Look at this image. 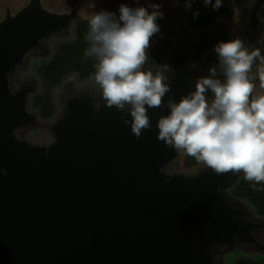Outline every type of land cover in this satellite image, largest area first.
Masks as SVG:
<instances>
[{"label":"water","instance_id":"water-1","mask_svg":"<svg viewBox=\"0 0 264 264\" xmlns=\"http://www.w3.org/2000/svg\"><path fill=\"white\" fill-rule=\"evenodd\" d=\"M62 27L35 10L0 24V264H211L222 243L264 248L250 233L264 224L241 218L220 192L230 173L165 174L177 152L156 138L166 106L148 108L152 126L136 139L127 113L103 103L94 111L91 96L70 95L47 145L15 135L32 115L29 86L13 88L9 76ZM214 66L207 61L201 77ZM170 68L165 105L195 91L197 80L185 48Z\"/></svg>","mask_w":264,"mask_h":264},{"label":"clouds","instance_id":"clouds-1","mask_svg":"<svg viewBox=\"0 0 264 264\" xmlns=\"http://www.w3.org/2000/svg\"><path fill=\"white\" fill-rule=\"evenodd\" d=\"M192 2L185 0V7ZM203 3L214 10L222 6V0ZM151 7L149 11L120 4L118 18L105 10L88 18L89 47L84 56L97 61L94 80L99 101L131 117L123 123L130 125L136 139L152 126L148 108L166 106L168 114L156 122L157 140L217 175L243 174L250 182H264V92L253 95L252 82L258 78L264 89V55L258 48L250 50L240 38L218 42L214 46L218 65L195 81V91L181 96L179 102L170 98L165 105L163 98L171 91L168 77L142 70L150 39L159 32L156 21L163 18L159 4ZM254 63L257 71L250 75ZM170 71L163 65L164 73ZM209 90L211 98L206 96ZM99 101L93 104L94 111L101 109Z\"/></svg>","mask_w":264,"mask_h":264},{"label":"rangeland","instance_id":"rangeland-1","mask_svg":"<svg viewBox=\"0 0 264 264\" xmlns=\"http://www.w3.org/2000/svg\"><path fill=\"white\" fill-rule=\"evenodd\" d=\"M154 3L160 5L159 11L163 14V18H158L156 21L159 26V31L165 34V38L170 43L158 67L162 74L169 77L171 71L164 73L163 65H167L170 68L171 60L179 50L185 48L186 61L188 64L191 63L190 59H192L193 45L199 34V29L193 25L191 18L197 11L199 14L208 11L209 5L205 6L202 3L199 6L194 3V0L189 8L185 7V0H178V2L177 0H0V24L4 22L13 24L17 19L30 13L32 10H35L37 15L44 20L63 23V27L59 31L50 33L43 38L41 47L28 51L24 55L22 63L9 76L11 87L29 86L26 109L32 115V120L23 128L16 130L15 135L30 143L47 145L51 141L49 125L60 115L66 97L70 95H87L93 98V103L99 101V87L94 80V75L93 77L78 81L76 76L71 73L65 75L51 91L54 105L53 115L43 120L35 119V116H37L36 111L30 107L29 103L31 96L35 91L39 90L35 68L41 63L40 60L43 58L42 53H44L43 51L45 49L47 51L49 49L50 51L58 42L72 40L74 37L73 31L75 23L90 17L94 12L105 10L115 13L118 18L120 4H126L129 7L143 6L148 8L149 11H152L151 6ZM202 10L203 12H201ZM225 10L224 12H216L214 22L206 28L210 29L220 23L228 27L232 34L237 29H239L238 31L240 33L248 31L247 33L255 34L254 37H246L247 39L244 44L250 50L254 48L260 49L261 55H264V0H234ZM205 55L201 63L197 62L198 65L193 67L189 64L192 71V81L201 77L207 61H211V58L218 61L214 49L207 51ZM29 63L30 65L28 66ZM256 63H254L250 75L256 73ZM142 70L144 71V66ZM252 82L255 85L253 95L264 92V89L260 88L258 78ZM32 83H34V89L32 88L30 90V84ZM207 97L211 98L212 95H208ZM99 102L103 103L102 101ZM173 162L175 163L174 167H172ZM194 163L195 159L193 157L187 156L183 152H176L175 157L163 167V171L167 176L173 174L174 169H176L174 174L181 173L180 171L184 170L182 174L194 175L197 174V171L193 169L196 167L193 166ZM202 167L205 168L203 164ZM185 170H192L194 172L188 174L185 173ZM233 176L234 174L230 173L228 180L220 187L230 182ZM239 216L242 218L240 214ZM260 223L264 224V219ZM250 233L264 247V228L258 226L252 227L250 228ZM237 242L229 241L213 246L211 249V264H218L220 258L224 256L229 258L231 250H236L239 247L246 254L256 252L258 255H264V248L256 247L251 243Z\"/></svg>","mask_w":264,"mask_h":264},{"label":"trees","instance_id":"trees-1","mask_svg":"<svg viewBox=\"0 0 264 264\" xmlns=\"http://www.w3.org/2000/svg\"><path fill=\"white\" fill-rule=\"evenodd\" d=\"M234 0H222V6L218 9H213L209 4V10L198 13L191 18L193 25L199 29V34L193 45L191 66H196L201 63V60L206 56V52L214 49V46L221 41L233 39L234 34L223 24H216L212 28L206 27L214 22L215 13L226 11L225 8L233 3ZM196 5L201 6L203 0H194ZM89 18V17H88ZM88 18L79 20L74 26V37L70 41H60L53 49L42 53L43 58L40 64L35 68L36 80L39 90L30 98V107L36 111L35 119H47L54 113V105L52 101L51 91L59 84L65 75L73 73L78 81L93 77L95 74L96 59L94 57H85L84 52L89 47L85 36L88 32ZM170 43L165 38L163 32L154 34L150 39V48H148V60L144 65V71H152L153 74L161 73L159 64L161 63L165 51H167ZM47 57V58H46ZM207 58V57H206ZM218 59V58H217ZM214 64L217 60L210 59ZM198 62V63H197ZM30 63L28 64V66ZM201 66V65H200ZM34 89V83L30 84ZM37 122V121H36ZM178 155V153H177ZM174 162L172 167H174ZM193 168L197 173L203 169L202 164L195 160ZM175 175L176 169L173 170ZM184 170L180 171L182 174ZM194 171L185 170V173L191 174ZM196 173V172H195ZM220 192L227 201L229 207L243 219L260 222L264 219V182H250L244 178L242 174H235L232 180L220 187ZM263 223V222H262ZM237 242V240H233ZM238 243V242H237ZM257 249V248H256ZM233 251V252H232ZM218 264H264V255L246 254L241 247L231 250L229 258H220Z\"/></svg>","mask_w":264,"mask_h":264},{"label":"flooded vegetation","instance_id":"flooded-vegetation-1","mask_svg":"<svg viewBox=\"0 0 264 264\" xmlns=\"http://www.w3.org/2000/svg\"><path fill=\"white\" fill-rule=\"evenodd\" d=\"M248 31H245V32H241L240 33V31H239V34H238V37L237 38H240L241 39V35H244V34H246ZM250 34V33H249ZM252 34V33H251ZM253 35V37L255 36V34H252ZM246 37H250L249 35H246ZM234 38V37H233ZM245 39H247V38H245ZM215 65H218V63H215ZM202 74H203V72H202Z\"/></svg>","mask_w":264,"mask_h":264}]
</instances>
